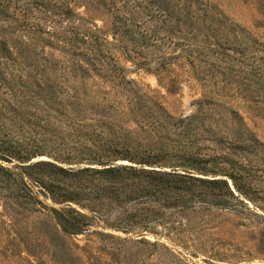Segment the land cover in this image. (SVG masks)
<instances>
[{
  "label": "trees",
  "instance_id": "obj_1",
  "mask_svg": "<svg viewBox=\"0 0 264 264\" xmlns=\"http://www.w3.org/2000/svg\"><path fill=\"white\" fill-rule=\"evenodd\" d=\"M92 1L93 11L107 15L108 30L79 26L88 20L78 16L70 0H0V70L5 69L0 71V88L20 103L32 98L45 106L41 110L61 118L68 117L66 109L76 113L84 107L99 116L117 112L137 127H149L154 139L145 145L121 140L102 124L95 126L99 132L92 146L32 162L44 154H29L11 138L6 122L12 119L7 115L17 114L18 108L2 98V189L27 205L40 206L46 213L42 221L53 224L55 235L79 236L96 229L94 234L124 240L98 231L103 229L134 234L147 243V234L160 235L158 227L173 230V214L233 210L245 205L243 198L252 201L246 166L261 161L254 157L264 154V144L248 131L242 117L232 113L239 131L232 134V142H225L221 134H213L212 115L203 112L207 102H201L194 116L177 118L128 79L116 57L120 54L149 70L154 63L157 72H165L172 59L183 58L192 68L217 62L222 54L216 48L224 41L218 36L224 20L220 10L208 0ZM165 40L182 46L181 56L144 54L149 47L157 53ZM39 42L70 59L65 76L78 77L80 89L64 91L67 88L57 85L51 69L58 61L44 54L42 63ZM7 69L13 71L10 79L4 77ZM39 69L45 78L30 76ZM91 75L112 83L111 89L116 86L127 97L126 106L89 98L85 80ZM141 119H146L144 125Z\"/></svg>",
  "mask_w": 264,
  "mask_h": 264
},
{
  "label": "rangeland",
  "instance_id": "obj_2",
  "mask_svg": "<svg viewBox=\"0 0 264 264\" xmlns=\"http://www.w3.org/2000/svg\"><path fill=\"white\" fill-rule=\"evenodd\" d=\"M208 1L220 10L224 19L218 34L224 41L216 48L222 54L219 61L192 68L183 58L172 59L167 61L165 72H157L154 63L152 70L135 66L116 54L118 63L126 68L128 79L162 103L173 116L192 117L205 101L209 106L203 112L212 115L209 124L214 136L221 134L225 142H232V134L239 131L232 114L236 112L248 131L264 144V0ZM70 2L78 16L88 20L87 23L81 20L79 26L94 24L108 30L107 15L93 11L92 0ZM181 49L182 46L165 40L157 53L151 47L143 51L157 56H181ZM44 54L58 61L51 74L59 80L60 88H67L64 91L81 88L78 77L65 76V65L70 61L67 56L39 42L37 55L42 63ZM12 72L7 69L4 77L10 79ZM30 76L45 78L40 69ZM85 84L88 97L95 102L126 106L127 97L116 86L109 88L112 83H103L91 75ZM3 91L5 88H0V100H8L18 108L17 114L7 115L12 119L11 123L6 122V130L12 131L11 138L29 154H44L32 162L75 154L84 146H92V138L99 132L95 126L102 124L121 140L145 145L154 139L149 127H137L117 112L99 116L84 107L76 113L66 109L68 117L61 118L41 110L45 106L32 98L20 103ZM145 120L140 122L144 125ZM255 156L261 161L253 160L246 166L252 182V201L243 198L245 205L239 204L233 210L202 209L173 214L170 220L173 230L158 227L160 235L145 236L150 243L138 241L142 237L134 234L103 229L98 231L124 240L94 234L96 229L79 236H63L60 232L55 235L53 224L42 221L46 213L40 206L27 205L4 191L5 184L0 180V264H264V154Z\"/></svg>",
  "mask_w": 264,
  "mask_h": 264
}]
</instances>
